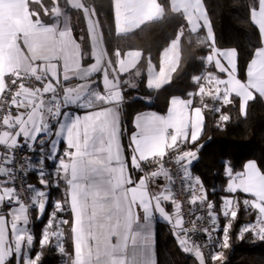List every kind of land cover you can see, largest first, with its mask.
Masks as SVG:
<instances>
[{"label":"snow or ice","instance_id":"1","mask_svg":"<svg viewBox=\"0 0 264 264\" xmlns=\"http://www.w3.org/2000/svg\"><path fill=\"white\" fill-rule=\"evenodd\" d=\"M112 7L118 35L139 29L168 11L184 21L161 53L158 71L148 60L147 89L159 90L170 83L185 30L206 32L205 40L199 41L209 48L201 58L205 71L192 77L188 98H170L166 115L152 111L135 116L126 154L120 111L126 102L125 89L137 88L134 78L142 74L138 69L142 53L117 49L110 54L104 47L98 13L83 0H63V5L61 0H0V264H41L46 246L57 248L67 264H156L149 225L154 214L171 226L178 246L196 264H209V260L223 264L222 251L206 257L203 246L189 235L207 233L210 244L213 232L218 231L215 204L190 167L198 158L196 145L206 111L218 114L219 125L230 119L224 107L238 103L240 114L245 115L257 95L264 99V0L246 3L248 22L258 30L261 46L247 63L243 80L238 78L237 50L216 47L202 0H171L167 7L158 0H114ZM68 9L82 12L87 47L74 36ZM213 67L215 73L209 70ZM125 75L129 78L123 79ZM37 142L38 157L16 159L17 149L35 153ZM46 162L53 165L47 172ZM167 164L175 165L183 177L184 191L190 193L188 203L206 205L211 229L197 228L195 222L184 227ZM33 172L41 187L28 185L30 199L23 201L16 180L23 185L26 175ZM161 179L166 183L154 189ZM225 179L224 192L250 198H221L225 223L217 247L230 246L241 202L246 212L252 210L255 215L240 226L237 238L254 233L264 240V171L249 161L242 171L226 166ZM61 186V197L52 201L50 218L41 230L40 249L33 255L30 213L35 210L37 218H42L50 198V191L44 189ZM168 203L172 212L166 210ZM66 235L72 241L71 253L63 244Z\"/></svg>","mask_w":264,"mask_h":264},{"label":"trees","instance_id":"2","mask_svg":"<svg viewBox=\"0 0 264 264\" xmlns=\"http://www.w3.org/2000/svg\"><path fill=\"white\" fill-rule=\"evenodd\" d=\"M93 6L98 13L102 26L104 47L110 54L119 49L122 53L127 50H139L142 53L138 69L141 76L136 77V89L126 88L124 92L125 103L121 107L122 142L127 154V138L132 130L133 117L146 109L153 108L161 113L166 110L168 100L172 96L188 98L187 92L193 89L192 77L205 71V64L201 58L209 51L205 40L204 30L192 34L185 30L180 41V58L176 72L172 74L170 83L159 90H149L146 87L147 62L150 59L153 66L159 67V58L171 40L175 38L183 19L170 11L159 20L147 22L141 28L126 35H117L114 27L112 0H84ZM48 0H45L47 3ZM164 6L170 5V0H158ZM63 5V0H61ZM206 11L211 20L215 45L218 49L233 48L238 53V78H245V69L254 50L261 46L258 30L248 22L246 9L247 0H203ZM38 7V5H34ZM72 17V28L82 47H87L88 41L84 32V24L80 11L68 9ZM47 23H51L45 18ZM81 36L85 37L81 41ZM214 72V67L209 69ZM123 79H128L125 75ZM139 96V99L136 97ZM146 99L148 102H146ZM150 101V102H149ZM211 103V101H209ZM230 115L229 121L218 125V114L211 111L205 112V126L197 144L201 150L198 158L193 161L190 171L199 177L207 192V197L215 204L218 214L217 226L223 228L225 218L220 214L221 198L225 196L236 197L242 201L246 194L226 193L222 189L226 186L225 167L231 166L234 171H242L247 161H255L261 171H264V100L257 97L250 101L246 114L241 115L237 104L223 108ZM39 152L34 156L38 157ZM49 166L46 162V167ZM28 182L37 188L38 177L35 172L29 173ZM50 191L47 209L42 218H37V212L32 210L31 232L35 236L33 255L40 249L39 240L41 230L46 227L52 211V201L59 199L63 192L60 189H44ZM251 213V214H250ZM70 219L69 214H63ZM252 210L245 211L242 202L238 207V219L233 225L230 234V246L221 249L223 264H264V240L259 239L254 233H248L242 239L237 238V232L242 224L254 220ZM65 230L67 226H65ZM55 243V240L52 241ZM63 244L69 253L72 252L70 236H65ZM220 251V252H221ZM211 253H205L209 257ZM156 256L157 264H196L194 257L186 254L178 246V241L168 226L159 224L156 230ZM41 264H67L66 257L59 254L55 247H44L42 250ZM209 264L212 262L209 260Z\"/></svg>","mask_w":264,"mask_h":264},{"label":"built area","instance_id":"3","mask_svg":"<svg viewBox=\"0 0 264 264\" xmlns=\"http://www.w3.org/2000/svg\"><path fill=\"white\" fill-rule=\"evenodd\" d=\"M196 147L199 149V151L201 150L200 144H197ZM39 151H40V149H39L38 142H37V150L35 153L30 152L26 149L25 150L17 149L16 159L21 160V159L32 158ZM166 166L172 169L173 183L171 185V188H172V191L174 193L175 198L181 204V215H182L183 220L185 221L184 227H191L193 222H195L197 228L208 227L209 229H211L212 225H211L210 221H208V219H207L206 205L204 208H201L199 202H197L196 205L189 204L188 201L190 199V193L184 191V185L182 183L183 177L177 172L175 165L167 164ZM17 167H18V165H17ZM28 175H29V173L26 175V182H24L23 185H22L21 180H19V179L16 180V190L19 192L23 201L29 200L30 195H31L27 191V187H28V185H30L28 182ZM201 194H203V193H201ZM199 216H203L204 219L203 220L198 219ZM216 228L218 229V231L213 232V234H212L213 239H212V242L210 244L206 243L207 233L197 231L195 233H189V235L192 236L196 242L200 243L203 246V251L205 253L220 252L221 249L219 247H217V240L222 238V235H223L222 229L223 228H220L217 225H216Z\"/></svg>","mask_w":264,"mask_h":264},{"label":"crops","instance_id":"4","mask_svg":"<svg viewBox=\"0 0 264 264\" xmlns=\"http://www.w3.org/2000/svg\"><path fill=\"white\" fill-rule=\"evenodd\" d=\"M83 2L89 7V9L91 10V9H93V6L92 5H90L89 3H87L86 1H84L83 0ZM202 2H203V0H202ZM113 3H114V0H112V5H113ZM170 3H171V0H170ZM204 4V3H203ZM206 9V8H205ZM73 10H75V9H73ZM112 10H113V18H114V8L112 7ZM75 11H77V10H75ZM80 13H81V16H82V22H83V24H84V19H83V14H82V12L80 11ZM68 16H69V23H70V25H71V27H72V22H73V20H72V17L68 14ZM160 18H158L157 20H159ZM154 21H156V20H154ZM147 23V22H146ZM84 27H85V25H84ZM134 30H136V29H134ZM133 30V31H134ZM132 31V32H133ZM200 30H198V32H199ZM85 32V31H84ZM129 33H131V32H129ZM129 33H124V34H119V35H126V34H129ZM204 33H205V37H206V32L204 31ZM117 34V33H116ZM85 35H86V32H85ZM118 35V34H117ZM74 36H75V34H74ZM76 37V36H75ZM87 38V37H86ZM78 40V39H77ZM88 41V40H87ZM80 42V41H79ZM88 43H89V41H88ZM170 44H171V42H170ZM169 44V45H170ZM168 45V46H169ZM167 46V47H168ZM230 49H233V48H229V49H220V50H230ZM128 51H139V50H127V51H125V52H128ZM125 52H123V53H125ZM141 52V51H140ZM163 52V51H162ZM179 54H180V44H179ZM179 58H180V55H179ZM113 59H115V57H114V55H113ZM222 59V58H221ZM222 62H224V63H226V61H223L222 60ZM178 66V65H177ZM155 68V67H154ZM158 69H159V67L156 69L155 68V70H157L158 71ZM215 69V68H214ZM215 71L216 70H214V72L213 73H215ZM222 75V78H227V76H226V74H221ZM72 84H74L75 83V81H73V82H71ZM165 86V85H164ZM173 97V96H172ZM176 97H179V96H176ZM171 98V97H170ZM182 98V97H181ZM170 100V99H169ZM169 100H168V104H167V107H166V110L163 112V113H161V112H159V111H157V110H155V109H153V108H150V109H146V110H144V111H142V112H139V113H137L136 115H138V114H143V113H145V112H152V111H154V112H156V113H158V114H164V115H166L167 114V108H168V106H169ZM264 100V99H263ZM150 102V101H149ZM135 115V116H136ZM135 116L133 117V119H132V130H131V132H130V134L128 135V138H127V142H129V137H130V135H131V133L133 132V131H135V128H134V118H135ZM120 119H121V114H120ZM121 128H122V126H121ZM203 132V131H202ZM200 139V138H199ZM121 141H122V134H121ZM198 143V142H197ZM122 145H123V142H122ZM124 146V145H123ZM60 147H61V150L63 149V143H61V145H60ZM126 152V151H125ZM251 161V160H250ZM247 162H249V161H247ZM246 162V163H247ZM252 162H255V161H252ZM48 163V162H47ZM193 163V162H192ZM256 163V162H255ZM48 165L49 166H47L46 168H45V172H47L48 170H50V169H52L53 168V165L51 164V163H48ZM192 165V164H191ZM34 167H39V165H34ZM191 168V167H190ZM164 183H166L163 179H161L159 182H158V185H153V188L155 189V188H157V187H163V185H164ZM10 186V185H9ZM0 191H2V189H0ZM47 191V190H46ZM247 195V194H246ZM7 199V198H6ZM166 210L167 211H169V212H172L173 211V208H172V206H171V204L170 203H168V204H166ZM5 211H7V206H5ZM140 215H141V223H143V219H142V212L140 213ZM30 217H31V215H30ZM159 224H164V225H166V226H168V228H169V230L172 232V230H171V226L168 224V223H166L165 221H163L160 217H159V215L158 214H154L153 215V217H152V219H151V221L149 222V225H150V230H151V237H152V240H151V253H152V257H153V259L155 260V262H156V264H157V256H156V230H157V226L159 225ZM22 226V225H21ZM6 227L8 228V230H9V232H10V223L9 224H7L6 225ZM72 252H73V246H72ZM131 252V247H130V249H129V253Z\"/></svg>","mask_w":264,"mask_h":264}]
</instances>
